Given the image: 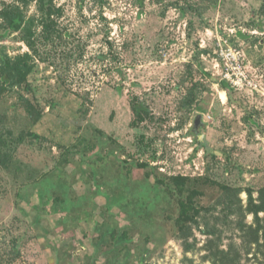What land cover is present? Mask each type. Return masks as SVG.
<instances>
[{
	"label": "rangeland",
	"instance_id": "rangeland-1",
	"mask_svg": "<svg viewBox=\"0 0 264 264\" xmlns=\"http://www.w3.org/2000/svg\"><path fill=\"white\" fill-rule=\"evenodd\" d=\"M55 2L63 38L0 91V264H210L203 223L180 238V204L222 184L245 207L264 186V0ZM0 44L29 51L17 33Z\"/></svg>",
	"mask_w": 264,
	"mask_h": 264
},
{
	"label": "trees",
	"instance_id": "trees-1",
	"mask_svg": "<svg viewBox=\"0 0 264 264\" xmlns=\"http://www.w3.org/2000/svg\"><path fill=\"white\" fill-rule=\"evenodd\" d=\"M31 6H34V10L30 13ZM181 9L184 14V7ZM61 15L62 7L57 5L55 0H14L0 8V42L7 36L17 33L29 50L10 56L0 44V91L28 85L27 76L31 71L34 57L40 55L44 46L55 43L64 36ZM186 82H193L191 75L187 76ZM221 84L225 86L226 81H222ZM194 96L190 87L180 106L190 107ZM130 103L136 120L143 121L149 118L150 109L145 103L134 98L130 99ZM81 110L85 112V109ZM219 188L221 191L219 196L210 205H196L194 195L197 191H192L191 195L181 202L180 238L188 237L191 232L190 223L197 225L203 223V233L208 237L203 260H208L210 264H240L242 253L249 254L253 250V256L258 257V254L261 256L257 264H264V186L258 190L256 199L252 197L250 189L246 190L249 199L245 207L239 197L241 188L222 184H219ZM246 213L253 215L250 224L245 222ZM226 230L232 233L239 232L240 245L231 238L227 248L219 246ZM190 264L197 263L190 261Z\"/></svg>",
	"mask_w": 264,
	"mask_h": 264
},
{
	"label": "built area",
	"instance_id": "built-area-1",
	"mask_svg": "<svg viewBox=\"0 0 264 264\" xmlns=\"http://www.w3.org/2000/svg\"><path fill=\"white\" fill-rule=\"evenodd\" d=\"M222 55H223V58H224V64L226 66V70H229V65H228V60L229 59H233V60H236L235 59V55L234 53L231 51V50H228V51H224L222 50ZM228 73V72H226ZM227 76V75H226Z\"/></svg>",
	"mask_w": 264,
	"mask_h": 264
},
{
	"label": "water",
	"instance_id": "water-1",
	"mask_svg": "<svg viewBox=\"0 0 264 264\" xmlns=\"http://www.w3.org/2000/svg\"><path fill=\"white\" fill-rule=\"evenodd\" d=\"M202 124V116L201 114H198L194 119V125H193V131L195 134L198 132L199 125ZM199 139H201L202 135H198Z\"/></svg>",
	"mask_w": 264,
	"mask_h": 264
}]
</instances>
